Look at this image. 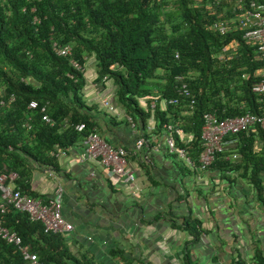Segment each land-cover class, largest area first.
<instances>
[{"label": "trees", "instance_id": "1", "mask_svg": "<svg viewBox=\"0 0 264 264\" xmlns=\"http://www.w3.org/2000/svg\"><path fill=\"white\" fill-rule=\"evenodd\" d=\"M236 1L0 0V171L4 166L15 172L19 190L35 196L27 183L33 168L58 173L52 153L75 145L95 130L97 116L106 112L84 95L83 68L88 63L95 71L91 82L104 87V81H110L112 97L107 102L140 127L138 136L152 144L163 136L162 126L170 123L182 131L174 137L175 146L184 148L193 163L201 150L204 113L219 120L246 111L264 115V94L250 90L262 77L264 61L254 46L242 40L235 19L231 20ZM241 1L264 7V0ZM223 20L230 22L220 27ZM53 43L67 46L70 53L57 55ZM176 75L184 77L191 104L189 98L176 94ZM173 97L177 103H162ZM30 100L45 106L51 124L41 120L38 107L27 108ZM152 101L154 108L149 109ZM149 120L153 130L145 135ZM77 123L84 124L80 132L74 130ZM233 137L236 146L216 153L205 171L229 187L234 186L235 176L243 178L260 196L264 132L256 126L254 132L242 131ZM190 167L182 161L180 171L189 175L197 170ZM0 222L30 245L40 264H94L88 254L72 251L64 235L43 232L39 222L10 205L0 213ZM170 224L195 239L201 231L199 222L187 217ZM262 258L258 250L256 263L262 264ZM181 259V264H191L186 253ZM0 264L28 263L12 244L0 239Z\"/></svg>", "mask_w": 264, "mask_h": 264}, {"label": "crops", "instance_id": "2", "mask_svg": "<svg viewBox=\"0 0 264 264\" xmlns=\"http://www.w3.org/2000/svg\"><path fill=\"white\" fill-rule=\"evenodd\" d=\"M83 71L88 100L97 104L110 100V81H104V87L92 83L95 71L91 63ZM99 104L98 110L106 113L97 116L95 131L106 142L128 151L134 180L126 183L87 159L80 140L54 156L58 173L35 166L27 182L35 193L29 195L42 199L50 197L55 185L62 188L61 215L72 229L61 234L72 251L88 254L94 264H181L184 253L191 264H257L255 253L259 250L264 264L262 191L256 195L251 185L236 176L234 186L229 187L205 170L183 175L182 161L190 166L164 151L163 136L152 142L156 148L150 151L149 162H142L140 152L133 153L140 127L133 122L128 125L116 106L112 105L115 112H108ZM152 130L149 120L144 134ZM229 138L224 143L225 153L237 143L235 137ZM261 175L264 185V172ZM180 217L199 222L201 231L196 239L171 226L170 222H178Z\"/></svg>", "mask_w": 264, "mask_h": 264}, {"label": "built area", "instance_id": "3", "mask_svg": "<svg viewBox=\"0 0 264 264\" xmlns=\"http://www.w3.org/2000/svg\"><path fill=\"white\" fill-rule=\"evenodd\" d=\"M263 8L264 7L261 5L255 6L254 2L249 3V5H243L241 0H237L235 7L236 12L231 19H235L242 40L255 47V52L262 61H264ZM229 22V20H223L218 24L220 27H225ZM53 47L57 55H67L70 53L67 46H58L53 43ZM70 62L76 69H80V65L75 61L71 60ZM260 73H262V77L254 83L250 89L254 95L264 94V70ZM175 80L177 81V85L174 87L176 89V94L182 98H189V104H191L193 101L190 98L184 77L182 75H176ZM177 101V97H173L163 99L162 103L175 104ZM101 103L106 109H113L106 99H102ZM154 104L155 102L152 101L149 104V109H153ZM37 107L38 105L34 100H30L27 104L28 109H36ZM38 110L41 112V120L44 123L51 124V119L45 113V106L38 107ZM126 119L130 125H133L130 117ZM202 121L200 131L201 150L197 155L195 163L188 157L187 151L184 148H179L174 144L173 135L180 136L182 135V131L170 123H166L162 126L164 129L163 144L167 150L176 153L186 164L195 166L199 171L205 170L210 165L214 160L215 154L224 149V143L226 140L230 139L229 137L242 131L254 132L256 126L264 132V115H255L248 111L241 115L226 117L221 120L210 113H204L202 115ZM24 126H27V124L25 123ZM83 129V123L74 125V130L78 132ZM81 144L83 146V153L87 159L96 161L101 167L105 168L113 175L121 177L126 183H130L134 180V173L128 167V151L126 149L121 146L109 144L103 140L95 130L87 132L81 139ZM154 148L156 147L150 144L149 140L143 136H138L133 143V153L140 152V159L144 162H148V155ZM60 152L61 150H56L52 154L53 156H57ZM16 178L17 174L15 172L7 171L5 167L2 166V170L0 171V213L3 212L6 206L10 205L15 210L26 214L30 221L39 222L45 233H66L72 229L71 225L63 219L60 212L62 205V190L59 186L56 185L54 187L52 195L49 198L42 199L21 193L19 188L14 185ZM262 193L264 194V187ZM0 239L7 244H12L18 251L21 259L28 264H40L36 254L30 250V245L23 244L20 236L14 230L2 226L1 222Z\"/></svg>", "mask_w": 264, "mask_h": 264}, {"label": "rangeland", "instance_id": "4", "mask_svg": "<svg viewBox=\"0 0 264 264\" xmlns=\"http://www.w3.org/2000/svg\"><path fill=\"white\" fill-rule=\"evenodd\" d=\"M84 90H85V88H84ZM107 93H108V92H107ZM89 95H90V94H89V91L87 90L85 97L88 99V98H89ZM106 95H107V94H106ZM109 96H110V95H108L107 97H109ZM96 103H97V102H94L95 105H96ZM99 103H101V101H100ZM99 103H98V105H100ZM106 110H107L108 112H115V108H113L112 110H108V109H106ZM173 137H175V135H173ZM52 179H54V181L57 180V178H52ZM55 186H56V185H55ZM55 186H54V187H55ZM61 189H62V188H61ZM52 192H53V190H52ZM62 192H63V191H62ZM51 195H52V193H51ZM51 195H50V196H51ZM60 212H61V209H60ZM145 232L147 233V231H145Z\"/></svg>", "mask_w": 264, "mask_h": 264}]
</instances>
